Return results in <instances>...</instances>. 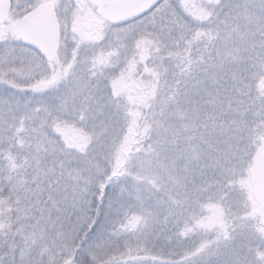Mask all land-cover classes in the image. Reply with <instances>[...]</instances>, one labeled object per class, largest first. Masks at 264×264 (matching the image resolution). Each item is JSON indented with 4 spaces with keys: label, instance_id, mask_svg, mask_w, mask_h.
<instances>
[{
    "label": "snow or ice",
    "instance_id": "snow-or-ice-1",
    "mask_svg": "<svg viewBox=\"0 0 264 264\" xmlns=\"http://www.w3.org/2000/svg\"><path fill=\"white\" fill-rule=\"evenodd\" d=\"M0 264H264V0H0Z\"/></svg>",
    "mask_w": 264,
    "mask_h": 264
}]
</instances>
